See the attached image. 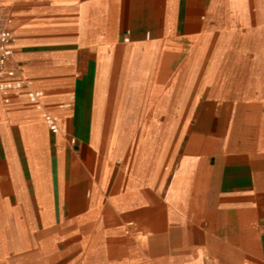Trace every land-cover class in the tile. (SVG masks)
I'll use <instances>...</instances> for the list:
<instances>
[{"label": "crops", "instance_id": "crops-1", "mask_svg": "<svg viewBox=\"0 0 264 264\" xmlns=\"http://www.w3.org/2000/svg\"><path fill=\"white\" fill-rule=\"evenodd\" d=\"M0 14L43 93L0 91V264H264V0Z\"/></svg>", "mask_w": 264, "mask_h": 264}, {"label": "built area", "instance_id": "built-area-1", "mask_svg": "<svg viewBox=\"0 0 264 264\" xmlns=\"http://www.w3.org/2000/svg\"><path fill=\"white\" fill-rule=\"evenodd\" d=\"M13 24V18L0 14V91L6 103H10L12 94H16L27 96L32 104L39 106L43 93L33 90L24 91L27 82L18 79V69L11 65L12 44L15 39ZM45 120L52 132L57 133L59 130L57 119L47 114Z\"/></svg>", "mask_w": 264, "mask_h": 264}, {"label": "rangeland", "instance_id": "rangeland-1", "mask_svg": "<svg viewBox=\"0 0 264 264\" xmlns=\"http://www.w3.org/2000/svg\"><path fill=\"white\" fill-rule=\"evenodd\" d=\"M197 87V86H196Z\"/></svg>", "mask_w": 264, "mask_h": 264}]
</instances>
